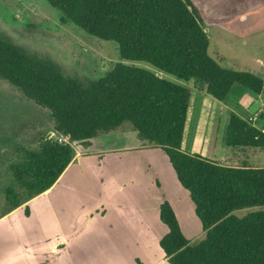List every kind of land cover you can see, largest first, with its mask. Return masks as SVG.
<instances>
[{
  "label": "trees",
  "instance_id": "trees-1",
  "mask_svg": "<svg viewBox=\"0 0 264 264\" xmlns=\"http://www.w3.org/2000/svg\"><path fill=\"white\" fill-rule=\"evenodd\" d=\"M86 34L117 44L122 59L142 60L222 101L233 85L258 99L263 80L221 67L207 54L209 37L189 0H46ZM0 79L48 110L53 131L88 143L128 125L160 147L188 191L203 236L190 243L171 204H159L167 232L158 244L169 264H264V209L242 217L236 209L264 206V166L232 164L181 147L191 91L148 70L116 62L103 76L80 81L51 60L28 53L0 35ZM227 149H264V131L231 111L223 134ZM9 162L0 218L46 192L75 159L67 143L43 137L19 147Z\"/></svg>",
  "mask_w": 264,
  "mask_h": 264
},
{
  "label": "rangeland",
  "instance_id": "rangeland-1",
  "mask_svg": "<svg viewBox=\"0 0 264 264\" xmlns=\"http://www.w3.org/2000/svg\"><path fill=\"white\" fill-rule=\"evenodd\" d=\"M189 1L196 10L200 25L209 37L207 54L223 68L248 71L264 79V5L254 12L236 16L231 0L221 2L220 10L208 8L204 2L206 0ZM224 15L227 16L226 19L222 17ZM62 16L61 12L46 0H0V35L30 54L53 61L65 76L80 81L97 79L109 71L116 62H121L159 74L168 81L188 87L192 94L190 100L194 101L196 94L193 91L192 80H180L146 61L122 59L114 41L88 35L71 22L64 20ZM211 111H216L210 130L211 137L214 138L216 135L220 137L222 130L225 132L224 115L221 116L220 111L225 110L222 107H212ZM51 131L55 132L48 110L28 99L18 88L0 79V206L3 200L2 188L11 179L7 165L16 159L19 153L16 150L19 147L36 148L43 137L48 139ZM219 152V148L212 144L208 156L214 158ZM145 155L134 150L121 151L118 155L119 160L110 166V173L106 176L104 188L107 190L116 188L119 178L138 180L137 185L131 188L136 208H131L125 213H115L112 218L119 226L120 223L136 225L138 220L145 222L150 225L151 232L150 238L147 237L148 232L146 233V242H143L140 238L142 228L135 226L137 243L126 245L127 250L123 259L109 257L110 264L118 262L130 264L129 257L133 254L142 257L145 263H155L159 260L162 250L157 237L163 236L166 226L159 220L155 201L162 194L163 201L170 200L174 204L185 234L191 235L190 243L197 242L203 236L200 221L194 214L193 203L184 190H181L184 196H180L181 186L170 165L162 161L163 158L158 152H154L152 166L147 168L143 166ZM117 162L119 163L114 165ZM154 176L162 183L160 190L156 189ZM89 182H86L87 186ZM95 195L96 192L88 187V193L81 199L89 204L95 199ZM185 195L187 198L182 200ZM149 200L152 205L143 211L139 205L142 202L146 204ZM260 209H264V206L240 208L232 213L242 217ZM49 222L53 223L55 232L61 231L62 234L68 233L70 225L73 226V235L75 230L82 227L80 230L82 232H78L77 236L84 239L85 244L94 245L93 252L101 251L99 248L103 244L100 245L99 239L96 241L93 235L95 221L88 219L87 212L72 210L56 213ZM130 230L132 231V228ZM18 231L21 233L19 237L22 242L18 241L8 227L5 232L0 233V264H63L62 259L67 257V251L62 254L52 252L51 243L28 238L23 235V229ZM71 245L76 246L74 239ZM106 246L108 248V244ZM19 254L23 256L19 258ZM136 264L143 263L136 259Z\"/></svg>",
  "mask_w": 264,
  "mask_h": 264
},
{
  "label": "crops",
  "instance_id": "crops-1",
  "mask_svg": "<svg viewBox=\"0 0 264 264\" xmlns=\"http://www.w3.org/2000/svg\"><path fill=\"white\" fill-rule=\"evenodd\" d=\"M225 1L227 0H206L204 2L208 8L212 7L214 10H220L221 2ZM231 1L234 4V13L236 16L254 12L264 5V0ZM222 17L224 19L227 18L226 15ZM260 78L263 80V88L258 99L251 96L244 87L239 85H233L222 101L216 100L193 87L196 97L194 101L190 100L189 102L181 143L182 149L189 153H200L209 159L219 161L228 159L232 164H235L236 161L239 160H245L249 166L263 167L264 149L249 148L244 151L227 149L223 144L224 131L222 130L220 137L216 135L214 138L211 137L212 133L210 131L216 113V111H211L212 107H222L223 110H225L223 112L220 111L221 116L224 115L223 124L225 127L228 121V115L233 111L247 120H249L250 116H255L256 118L251 121V123L261 131H264V79L262 77ZM68 144L75 152L74 161L67 166L63 174L51 188L28 202V215L24 213V206H20L1 217L0 233L5 232L6 227H8L17 237L18 241L20 240L22 242L19 237L21 233L18 230L23 229V235H26L28 238H34L37 241L44 240L51 243L52 252L62 254L67 251V257L65 256V259H62L63 264H110L109 257L121 260L124 257V253H126V245L137 243L135 226L137 228H142L140 238L143 239V242H146V233L148 232L147 237L150 238L151 232L150 225L139 220L136 225L120 223L121 226L118 225V222L116 223V221L113 220L112 216L115 213H125L131 208H136L133 196L134 192L131 188L133 185H137L138 180L136 178L127 179L118 177L119 180L117 181L116 188L107 190L104 188V184H106L105 181H107L106 176L110 173V166L113 165L115 161L119 160L118 155L121 151L134 150V152L137 151L141 152L143 155L146 154V160L144 161L145 165L143 166L147 168H151L152 166L151 162L154 152H158L163 158L162 161L169 164L172 168L168 157L160 147L152 146L148 144L146 140L140 139L137 132L128 125H124L119 130L95 136L91 138L88 143L70 139L68 140ZM74 144L77 146L74 147ZM212 144L216 145L220 150L218 156L214 158L210 157V155L208 156L209 148ZM118 163L119 162L114 165ZM154 167H156L155 162ZM172 171L174 172L173 168ZM88 181L90 182L87 186L86 182ZM154 183L156 184V189L160 190L162 183L159 182L157 176H154ZM88 187L96 192L95 199L89 204L81 199L84 194L88 193ZM106 187L109 188V186ZM181 188L179 189L180 196H184L181 190H184L189 195L186 189L182 186ZM185 198H187L186 195L182 200H185ZM162 201L163 194L158 196L155 201L158 217L159 204ZM168 202L171 204L176 214L181 231L184 236L190 240L189 237H191V235L190 233L185 234L174 204L170 200H168ZM151 205L152 202L149 200L146 204L142 202L139 206L145 211L149 209ZM72 210L87 212L88 219H93L95 221V223H93V225H95V232L93 235H95L96 241L99 239L100 245L103 244L99 248L101 251H97L96 253L93 252L92 248L94 245L85 244V240L77 236L78 232H82L80 231L82 227L75 230L74 235L72 225H70V230L67 234H62L61 231L55 232L53 223L51 224L49 219L53 220L56 213L70 212ZM131 228L132 231L130 230ZM167 230L166 227L164 234ZM161 237H157L158 241ZM73 239L76 243L75 247L71 245ZM106 244H108V248ZM21 251H23L22 247ZM22 256L23 254H19L18 257L20 258ZM61 257L62 256H60V258ZM129 258L130 264H136V259L143 264L168 263L163 251L161 252V256L158 257L159 260L155 263H145L143 258L136 254H133ZM117 264L122 263L118 262Z\"/></svg>",
  "mask_w": 264,
  "mask_h": 264
},
{
  "label": "built area",
  "instance_id": "built-area-1",
  "mask_svg": "<svg viewBox=\"0 0 264 264\" xmlns=\"http://www.w3.org/2000/svg\"><path fill=\"white\" fill-rule=\"evenodd\" d=\"M255 118H256L255 116H250L249 120L253 121ZM48 138H50L53 141L58 142V143H67V144H68V140H70L68 135H64L61 133H52V132L49 133Z\"/></svg>",
  "mask_w": 264,
  "mask_h": 264
}]
</instances>
